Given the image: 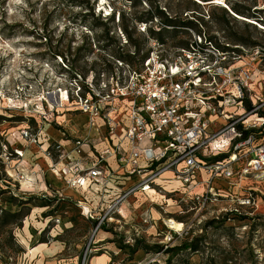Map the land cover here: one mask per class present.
<instances>
[{"label": "rangeland", "instance_id": "1", "mask_svg": "<svg viewBox=\"0 0 264 264\" xmlns=\"http://www.w3.org/2000/svg\"><path fill=\"white\" fill-rule=\"evenodd\" d=\"M213 1L0 0V143L12 129L30 127L41 134L34 155L44 153V130L49 126L48 134L53 130L72 147L71 142L83 134L88 136L91 127L87 122L86 127L82 124L86 116L76 110L71 99L63 108L58 107L55 115L59 126L42 122V115L29 112L24 103L45 113L51 92L56 95L59 89H66L75 74L96 85L102 72L110 75L140 69L141 60L151 51L152 39L163 44L162 48L174 49L204 34L215 46L228 50L230 55L222 67L239 71L236 67L241 66L264 76V0H221L219 5ZM253 15L262 20L254 21ZM258 80L252 86L264 95V77ZM234 109L228 107V111ZM20 142L15 146L25 148V142ZM44 154L46 170H50L51 158L55 160L57 153L51 148L49 155ZM44 169L39 172L46 174ZM263 175L256 174L257 180L250 177L249 182L254 181L252 186L258 189L256 206L244 207L241 214L220 212V208L233 205L228 200L210 204L200 212L191 204L182 202L179 208L171 202L164 213L149 200L130 196L123 206L129 218L110 221L94 237L100 239L105 230L110 231L112 235L106 234L100 245L114 240L123 252L113 255L106 247L110 254L96 252L87 264H143L156 255V245L166 243L169 247H191L161 253L159 262L153 264H264V181H259ZM59 180L57 186L47 183L44 190L37 186L38 177L37 184H19L7 177L0 164V264H81L96 222L81 216L75 199L63 192L67 187L63 179ZM180 196L178 193L174 198ZM92 198L96 203L97 196ZM146 211L151 213V225L142 222ZM163 217L174 218L164 221L168 229L174 228L171 231L181 232L179 237L173 235L167 240L170 234ZM130 226L142 230L137 239L147 248L134 262L130 260L134 257L131 246L123 245L119 236L126 229L132 235ZM96 258L108 260L96 262Z\"/></svg>", "mask_w": 264, "mask_h": 264}, {"label": "built area", "instance_id": "2", "mask_svg": "<svg viewBox=\"0 0 264 264\" xmlns=\"http://www.w3.org/2000/svg\"><path fill=\"white\" fill-rule=\"evenodd\" d=\"M253 18L262 20L256 15ZM152 43L140 69L110 75L102 72L96 85L75 74L66 89L57 91L59 104L57 93L51 92L45 113L23 105L29 112L42 115V122L59 126L58 107L63 108L71 99L76 110L89 117L87 124L95 126V138L80 136L71 142L70 150L59 141L43 149L47 155L51 148L57 153L48 168L52 172L56 169L67 187L80 190L76 202L81 213L96 221L81 264H87L96 252H112L100 245L104 239L94 237L110 221L128 217L123 206L130 196L145 197L143 201L149 200L164 213L171 202L179 208L182 202L191 204L200 212L210 204L228 200L233 205L220 208L223 215L241 214L244 207L256 206L258 189L249 179L264 174V95L252 86L260 82V71L222 67L230 55L228 50L215 46L204 34L174 49L162 48L157 39ZM228 107L235 109L228 111ZM40 136L39 131L22 127L12 129L1 141L0 164L8 178L19 184L36 183L39 169H35L34 155L26 151L38 144ZM20 141L25 142V148L15 146ZM99 143H103L100 148ZM166 172L172 176L165 180L178 181L177 188L167 190L156 182ZM125 179L133 182L124 187L120 180ZM259 181H264V175ZM93 185L99 197L95 208L87 205L85 198ZM246 185V192L238 195ZM224 186L229 188L224 190ZM113 189V198L103 205L104 196ZM151 190L154 192L147 193ZM178 193L181 196L174 198ZM165 218L162 221L170 234L167 240L173 235L179 237L181 232L168 229ZM152 220L149 211L143 213L144 224L151 225ZM131 229L132 235L127 229L119 234L123 245L132 246L142 232L139 227ZM166 247L167 243L163 245ZM158 255L143 264L159 262Z\"/></svg>", "mask_w": 264, "mask_h": 264}, {"label": "crops", "instance_id": "3", "mask_svg": "<svg viewBox=\"0 0 264 264\" xmlns=\"http://www.w3.org/2000/svg\"><path fill=\"white\" fill-rule=\"evenodd\" d=\"M257 74H258V76H257L258 78L259 77L260 78L261 77H264L263 74H261V72H257ZM257 92L259 93L260 91H257ZM82 115H84V114H82ZM84 117H85V115H84ZM77 120H80V119H77ZM86 121H87V117L84 118V121L82 122V124H84ZM48 127L49 126H47V130H44V133H45L44 134V137L47 136V138L43 140L44 141L43 142V149H45L46 147L49 146V144L51 143V140H56V141H59L60 139L62 140L61 137L59 138V137H57L54 134L53 130H51L50 134H48ZM83 131H86V129L83 128ZM83 136H84V134H83ZM91 136L92 137H96L97 136V132H96V129L94 128V126H92L91 127V130L89 131L88 137H91ZM61 142H62V144H63V146H64V148L66 150H70L71 147H70L69 142L63 141V140ZM102 146H103V143H99L97 145V147H99V148L102 147ZM34 147L35 146H32L31 148H28V150L26 151V154L27 155H32V154L34 155L35 153H37ZM85 149L87 150V147H85ZM42 155L44 156L45 154L44 153H41L39 151L38 155H34V157L35 158L38 157V159L35 162L36 163L35 164L36 165L35 166V169H41V168L44 169L45 168L44 170L45 171H48L46 174H45L44 171H42L43 173H40L39 172L37 174L38 184H37V182H36V184H37V186H38L39 189H43L44 190V189H46V187H47L48 184H51L53 186H57L55 184L56 183H61V182H60V180L57 177H55L54 175H52V173L49 170H46V163H45L46 161H45V159L43 158ZM112 165L115 166L113 163H112ZM171 176L172 175H171L170 172L163 173L160 177H158L156 179V182L158 184H161L167 190H170V189H173V188H177L179 186V182L178 181H175V180L167 181V180H165V178H169ZM120 182L124 184V187H127V186H129L133 182V180H126L125 179V180H120ZM94 186L96 187V185H93L92 188H94ZM257 186H261V184L260 185H257ZM63 192H64V194H67L66 196H71L72 198H74L75 201H77L79 199L80 193H81L80 190H78V189H72V188H69V187H66V189ZM110 192L112 194H107V195L104 196V203H103V205H107L109 203V201L113 198V194H114L115 190L113 189ZM92 196H97V202L96 203L92 201L93 200ZM109 197H110V200L108 199ZM85 198H86V201H87L86 204L89 205L90 207H94L95 208L96 205L99 202V197L96 194H86ZM142 198H145V197H138V199H142ZM127 218H129V217H127ZM68 221L70 223V219H68ZM104 234H105V236L104 237H101L100 239L106 238V234L112 235V233L110 231H108V230H105ZM105 246L108 247V248H110V249H112V251H115V252H117L119 250H120L119 252H123V250H124V249L118 248L116 246L114 240H112L111 243H107ZM125 249H127V248H125ZM141 252H144V250L142 248H138L137 251L134 253V257L132 259H130L131 262H134L136 260L138 261L139 258L141 259L142 258ZM107 260H108L107 258H104V259L103 258H96V262L97 261L98 262H106Z\"/></svg>", "mask_w": 264, "mask_h": 264}, {"label": "trees", "instance_id": "4", "mask_svg": "<svg viewBox=\"0 0 264 264\" xmlns=\"http://www.w3.org/2000/svg\"><path fill=\"white\" fill-rule=\"evenodd\" d=\"M253 17H255V15H253ZM187 45V44H186ZM185 45V46H186ZM183 47V46H182ZM76 206L78 207V209H79V213L81 214V216H83L84 218H86L85 217V215H83L82 213H81V208H80V206L78 205V204H76ZM86 219H89V218H86ZM96 222V221H95ZM129 246V245H128ZM130 247V246H129ZM189 247H191V245H188V244H181V245H179V246H171V247H166V248H163V245H161V246H157L156 245V248H157V252L155 253V254H161V253H165V254H169V253H173V252H175V251H177V250H184V249H187V248H189ZM119 248H121V247H119ZM138 248H142V249H144V248H146L145 246H143V245H141V241H139V239H136L135 240V242H134V244L131 246V248H130V250L132 251V253H135L136 251H137V249ZM147 249V248H146ZM148 256H151V255H148ZM149 258V257H148Z\"/></svg>", "mask_w": 264, "mask_h": 264}, {"label": "bare ground", "instance_id": "5", "mask_svg": "<svg viewBox=\"0 0 264 264\" xmlns=\"http://www.w3.org/2000/svg\"><path fill=\"white\" fill-rule=\"evenodd\" d=\"M213 3L214 4H218L219 5V3H221V0H214L213 1ZM232 14H233V16H235L236 18H238V19H241V20H245L243 17H241V16H239L237 13H235V12H233V11H230ZM254 22V21H253ZM59 98H58V93H57V96H56V102L59 104ZM68 110V109H67ZM85 115V114H84ZM86 117H87V121L89 120V117L87 116V115H85ZM86 121V122H87ZM86 122L84 123L85 124V126H86ZM83 124V125H84ZM92 126H94V125H90V127H92ZM94 128H95V126H94ZM83 137H88V136H83ZM45 156V155H44ZM50 171V170H49ZM51 173H52V175H54L55 177H57L58 179H60V177H59V173H58V171L56 170V169H54V172H52V171H50ZM95 190H96V187L94 186V188H91V190H88L87 191V193L86 194H96L95 193ZM154 191H148L147 193H149V194H151V193H153ZM97 195V194H96ZM167 226H169V225H167ZM169 229L170 230H173L174 228H172V227H169Z\"/></svg>", "mask_w": 264, "mask_h": 264}]
</instances>
